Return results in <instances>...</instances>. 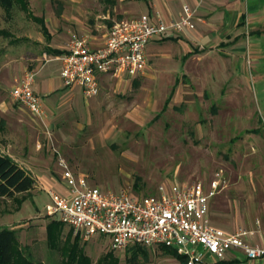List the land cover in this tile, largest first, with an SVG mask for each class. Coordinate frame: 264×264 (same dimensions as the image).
I'll use <instances>...</instances> for the list:
<instances>
[{
  "label": "rangeland",
  "instance_id": "1",
  "mask_svg": "<svg viewBox=\"0 0 264 264\" xmlns=\"http://www.w3.org/2000/svg\"><path fill=\"white\" fill-rule=\"evenodd\" d=\"M26 3L27 9L17 0L10 15L0 5V30H11L16 35L24 32L21 27L26 24L25 30L36 38L40 23L29 15L42 14L54 25H70L67 43L74 34L89 36V31L75 26L77 22L82 27L103 22L104 0ZM253 31L250 26L244 27V37L235 50L239 60L228 72L217 70V80L197 64L189 81L182 73H164L131 87L127 99L106 90L111 94V110L146 105L153 99L143 128L135 123H126L125 128H102L108 127L110 120L112 125L123 126L122 118L96 114L86 130L79 128L88 116V107L78 86L57 95L65 102L74 93L75 99L64 107L78 105L76 111L81 118L69 113L60 128H47L45 122L32 119L29 110L11 95L12 76L18 72L13 62L24 54L22 47L17 48L22 41L13 42L15 37L0 35V94L13 103L17 113L7 122L18 145L11 151L23 157L26 145L23 166L59 174L64 185L60 156L70 161L76 175L88 176L92 185L115 191L125 188L140 195L153 194L159 184L171 182L201 181L208 191L212 181L218 179L220 186L210 200L212 221L232 231L240 227L253 230L264 223V34ZM44 72L35 79H42ZM176 75L181 80L177 85ZM36 185L27 193L0 198V228L16 230L17 245L30 261L77 264L85 255L88 264H182L175 255L165 253L161 245L132 244L114 250L109 235L98 233L86 238L76 233L47 212L51 188L44 189L37 181ZM75 245L77 255L71 260ZM138 245L147 249L148 259L133 263L130 258Z\"/></svg>",
  "mask_w": 264,
  "mask_h": 264
},
{
  "label": "built area",
  "instance_id": "2",
  "mask_svg": "<svg viewBox=\"0 0 264 264\" xmlns=\"http://www.w3.org/2000/svg\"><path fill=\"white\" fill-rule=\"evenodd\" d=\"M193 16L194 11L186 7L180 19L168 22L150 13L123 19L110 27L98 47L90 46L89 36L74 34L59 56L64 85L78 86L92 97L101 90L103 73L127 77L144 73L149 42L194 27ZM35 75L26 70L16 78L11 95L45 122L43 98L34 90ZM59 163L66 191L49 189L47 212L86 238L109 235L114 250L132 244L172 247L187 257V264H202L207 254L225 260L231 252L248 259L264 258V245L249 240L254 230L232 231L212 221L210 200L220 186L218 179L208 191L201 181L171 182L159 184L153 194L140 195L125 188L115 191L92 185L86 176L76 175L62 156Z\"/></svg>",
  "mask_w": 264,
  "mask_h": 264
},
{
  "label": "crops",
  "instance_id": "3",
  "mask_svg": "<svg viewBox=\"0 0 264 264\" xmlns=\"http://www.w3.org/2000/svg\"><path fill=\"white\" fill-rule=\"evenodd\" d=\"M104 3L103 22L98 21L89 27H82L79 22L75 25L79 30L84 28L89 31V44L92 47H98L103 43L114 23L143 13H150L155 19L160 17L168 22L180 19L185 8L188 7L194 11L192 20L195 25L194 27L186 26L182 33L170 32L166 36L151 40L147 46L149 61L144 73L133 77L114 75L111 72L101 74L100 93L92 97H86L83 94L86 99L84 105L88 107V116L79 127L82 130L89 128L96 114H111L113 117L122 118L123 126L119 127L117 123L112 125L110 120L107 121L110 122V125L108 127L103 125L102 128H125L126 123H135L143 128L153 107V99H149L146 105L138 103L130 109L126 107L123 110H111L108 109L111 103V94L106 90L111 89L114 93H118L121 99H127L128 96L125 95L131 87H139L143 81L156 79L164 73L173 72L177 75L182 73L189 81L192 78L191 75L195 74L197 64L210 71V77L217 80L215 75L217 70L228 72L239 60L235 50L244 37L245 26H250L255 31H253L254 34H264V0H104ZM29 16L40 23V30L36 31V38H33V35L25 30L26 24L22 25L23 28L21 27L23 33L15 35L11 30H3L0 33V35L6 34L15 37L11 40L13 42L22 41L19 44L22 46L17 48L22 47L21 50L24 51L21 57L14 59L13 67L18 72L12 76L13 83L10 87L12 88L16 78L21 76L26 69L35 71L36 75L45 70L42 79H35L34 90L43 97L47 112L45 121L47 128H60L63 126L61 122L69 113L76 118H81V115L76 111L78 105L76 108L74 105H70L68 108L64 107L65 104L75 99L74 93L65 102L57 95L59 91L68 89L61 77L59 56L66 50V39L71 32L70 25L64 22H57L54 25L48 17L42 14L34 13ZM259 56L260 54H256V57ZM49 64L53 65L48 67ZM177 75L176 85L181 82ZM167 102L169 103L168 99ZM16 114L13 103L7 101L6 97L0 94V151L11 155L23 166L24 162L21 158L27 156L25 155L26 145H23L25 149L23 157L12 152L11 149L18 145L14 142L15 137L7 126L8 117H14ZM30 115L32 119L39 120L31 112ZM19 121L22 119L19 118ZM95 141L93 140V142ZM64 159L71 165L68 159ZM26 169L30 170L35 180L40 182L44 189L55 187L59 191H64L63 189L66 188L58 178L59 174L43 169L38 171L28 167ZM79 174L89 175L85 172ZM60 175H62L61 172ZM255 227L252 228L254 232L249 236V240L264 245V223ZM205 264H264V258H241L238 254L231 252L227 259L220 260L207 254Z\"/></svg>",
  "mask_w": 264,
  "mask_h": 264
},
{
  "label": "trees",
  "instance_id": "4",
  "mask_svg": "<svg viewBox=\"0 0 264 264\" xmlns=\"http://www.w3.org/2000/svg\"><path fill=\"white\" fill-rule=\"evenodd\" d=\"M17 0H0V5L4 7L7 15H10L15 2ZM22 1L24 8L27 9L26 0ZM2 30H0V33ZM168 103V102H167ZM36 180L33 175L25 167L20 165L11 155L0 151V198L13 197L17 194L27 193L34 189ZM138 184L135 183V187L138 188ZM137 194L136 192H133ZM16 230L11 227L0 228V264H41L40 262L30 261L21 253L18 247ZM164 252L173 254L182 264H187V257L184 254L179 253L175 248L162 245ZM75 251L70 253L71 260H74ZM20 253V254H19ZM69 257V258H70ZM82 257V256H80ZM140 258L143 260L148 259L147 249L144 246L138 245L135 248L130 260L133 263L139 262ZM88 259V258H87ZM83 255V258L77 264H88V261Z\"/></svg>",
  "mask_w": 264,
  "mask_h": 264
}]
</instances>
